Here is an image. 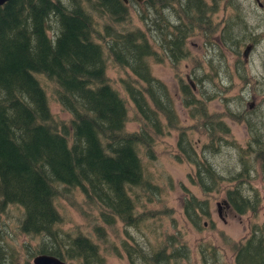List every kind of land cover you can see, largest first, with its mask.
I'll use <instances>...</instances> for the list:
<instances>
[{
	"label": "trees",
	"instance_id": "trees-1",
	"mask_svg": "<svg viewBox=\"0 0 264 264\" xmlns=\"http://www.w3.org/2000/svg\"><path fill=\"white\" fill-rule=\"evenodd\" d=\"M88 1L69 0L66 4L61 0H9L0 6V215L10 206H18L22 233L52 238L39 247L25 246V257L47 253L71 264H108L106 251L114 249L109 231L115 233L119 223L122 227L137 226L144 218L155 216L146 212L148 209H136L139 192H146L148 201L149 195L158 200L151 193L160 188L146 175L142 155L152 159L155 140L171 129H179L169 91L154 77L151 60L161 63L166 59L172 66L179 65L187 57L186 38L195 24L208 21L196 15L193 2L188 0L184 15L176 14L188 23L173 24L156 14L151 27L145 24V30L131 28L130 10L123 0ZM94 11L109 18L100 37L102 42L94 38ZM160 35L162 39L157 38ZM228 39L237 40L232 43L235 51L241 48L243 38L225 29L219 32L220 44L226 46L223 42ZM105 52L111 55L114 65L128 72L120 81L123 95L110 82ZM217 53L223 60L222 53ZM211 60L208 65L214 66ZM41 75L53 83L55 100L70 114L68 123L52 113ZM206 78L208 81L195 79L201 85L198 96L189 82L179 78V83L182 104L189 109L190 117L208 118L204 125L208 140L197 153L194 142L179 125L177 141V157L195 166L192 181L203 194L212 192L223 179L205 152L216 154L219 142L226 139L236 147L243 164V146L227 138L229 128L225 122L207 117L208 101L219 96L220 87L219 78ZM208 83L214 89L211 92L206 88ZM127 100L134 105L138 130L126 129ZM235 107L225 106V116L243 122V105ZM216 132L219 135L215 141ZM228 176L237 184L225 191L226 199L235 212L243 214L244 206L253 207L240 185L243 168ZM62 187L78 190L95 207L93 223L77 225L72 232L61 228L65 220L56 201ZM183 208L188 222L201 230L208 200L190 194L183 200ZM1 222L0 264H18ZM124 232L126 240H121V246L128 264H136L138 257L149 264H181L189 258L188 241L179 231L166 234L157 245L151 243L149 253L126 229ZM198 245L202 264H218L220 247L213 243ZM258 246V250L245 251L243 259V240L234 242L233 264H264V246ZM29 259L21 264H33Z\"/></svg>",
	"mask_w": 264,
	"mask_h": 264
},
{
	"label": "rangeland",
	"instance_id": "rangeland-1",
	"mask_svg": "<svg viewBox=\"0 0 264 264\" xmlns=\"http://www.w3.org/2000/svg\"><path fill=\"white\" fill-rule=\"evenodd\" d=\"M61 1L70 4L68 2L69 0ZM90 1L92 0H89L88 3ZM223 4L224 0H221L220 8L217 12L215 11L213 21L210 18L208 23L195 24L192 32L186 38L187 57L182 59L179 65L172 66L166 59L161 63H156L151 60L152 73L154 77L166 85L178 116L179 125L184 128L187 137L194 142L197 153H200L202 150L203 142L208 140V133L204 130L205 120L207 121L208 118H200L199 115H195L193 118L190 117L189 109L182 104L179 78L188 82L187 76H189L190 81L194 85L193 88L190 83L195 96H198L201 91L199 89L201 86L200 83L195 80L197 77L205 80H207L206 77L208 75L219 78V81H216L220 87V94H218L219 96L217 98L208 101L207 117L209 116L212 120L220 118L225 122V125L229 128V133L226 135L228 139L235 140V143L244 146L247 135L245 123L234 121L229 116H225L224 107L229 106L236 110V105H244L248 101L251 102V98L247 100V97L251 94L256 96L255 105L257 113L254 116L258 117H250L249 120L254 126L256 121H258L257 125L260 126L259 130L264 131V124H260V122H264V38L254 46L248 55L247 61L243 59V44H241V48L237 47L236 51L232 45L227 44L225 41L223 43L226 46L222 43L220 44L218 34L219 32H223L224 28H222V24L226 23L227 19H230V22L231 19H236V16L232 17L233 12L231 14L229 10L223 8ZM174 5L171 3L168 4L169 9L165 15L167 17L164 20H168L173 24H179L180 21L188 23L184 18L183 20L177 18L176 14L179 13L182 15V12L178 5ZM128 7L130 10L131 28L145 30V24L151 27V20H154L155 14H153L145 2L140 5L135 0H129ZM158 15L160 14L158 13ZM246 15V19L248 20L251 17V12L246 11ZM93 16V29H96L94 38L95 40L101 41L100 37L104 25L108 23L109 18L97 11H94ZM140 16H144L147 21L146 19L141 20ZM241 18L243 17L241 16ZM248 22L253 23L252 20H248ZM51 25L53 26V23ZM124 27H126V24ZM242 29L241 25H239L231 29L230 32H232V35H238L242 39L243 37L240 36L243 32ZM256 33H258L259 37L261 35L264 37V32L262 34L261 31H256ZM157 38L162 39L163 36L160 35ZM217 52L222 53L221 57L224 58L223 60L218 59L220 58V54ZM216 53L217 55H215ZM105 55L107 74L110 82L123 95V84L120 81L128 76V72L124 68L122 69L121 66L114 65L111 55L108 52H105ZM210 60L214 66L208 65ZM216 69L219 71L217 73H220L218 76H216ZM40 78L47 92L52 113L57 118L68 123L70 114L67 111H63L55 100V87L53 83H49L42 75ZM225 79H229L230 82H227ZM206 88H208L209 92L214 90L209 83ZM127 107L128 121L126 123V129L129 131L138 130L139 120L137 115H135L134 105L130 100H127ZM260 117H263L262 121H259L261 119ZM161 120L162 123H165L163 117ZM179 125L178 128L180 129ZM179 129H171L168 134H164L161 138L159 137L155 140L152 147L155 156L152 159L141 153L146 175L150 176L154 183H158L160 188L157 192L154 191V195L151 193L158 200H152L149 195L150 200L148 201L146 192H139V202L136 205V209L138 212L148 209L146 212H153L155 216L153 219L144 218L137 226L122 227L121 223H119L115 233L109 231L110 242L115 250L111 249L110 251L109 249L106 251L108 264H128L125 251L121 246V240H126L125 229L146 253L150 252L151 243L157 245L166 234H176L179 231L181 235L186 237L190 249L189 258L182 260L181 264H202L198 243L215 244L220 247L218 264H233L232 245L234 242L243 240L245 226H247L248 222L250 224L254 222L262 224L264 222V170L263 173L259 172L258 174L252 172L254 178L251 183L259 190V193L256 194L257 198L255 197V200L260 202L257 213L251 214V212H246L244 214H238L232 207L228 209L222 203L226 199L225 191L237 184V181L230 180L228 173L242 171L243 168L240 160L241 155L236 147L224 138L225 140L219 142L216 154L211 155L210 152H205V156L210 159L211 164L216 168L217 174L222 175L223 179L219 181L217 187L212 192L203 194L201 188L193 184L192 181L196 170L195 166L187 162L182 156L177 157L180 155L177 145ZM218 135L219 133L216 132L213 139L215 140V137ZM244 161L245 155H243ZM245 177L246 175L240 181V185L244 186L243 195L252 199V194L247 189ZM61 190L62 194L56 201L57 208L65 220L61 228L64 231L72 232L77 225L85 226L86 224L93 223L92 218L94 217L93 213L96 212L95 207L89 205L78 190L64 189L63 187ZM190 194L208 200V213L201 216V230L193 228L184 215L183 200ZM135 196L136 191L134 193ZM20 214V207L10 206L0 215V219L4 222V224L1 223L4 225L6 241L13 249L12 252L18 264H21L28 258L32 261L36 255L25 257V246L39 247L41 242L46 241L49 243L50 239H52L44 235L31 236L22 233L19 229L18 221ZM229 243L231 244L230 246ZM10 247L9 249H11ZM9 253L12 255L11 251ZM136 264L149 263H144L138 257Z\"/></svg>",
	"mask_w": 264,
	"mask_h": 264
},
{
	"label": "flooded vegetation",
	"instance_id": "flooded-vegetation-1",
	"mask_svg": "<svg viewBox=\"0 0 264 264\" xmlns=\"http://www.w3.org/2000/svg\"><path fill=\"white\" fill-rule=\"evenodd\" d=\"M135 1L140 5L145 2L153 14L156 15L159 13L160 15L164 16V18L167 17L165 16L169 9L167 0ZM170 1H172L171 4L178 5L182 15H184L183 11L185 10L183 9L186 7L185 4L188 0ZM190 1L193 2L194 9L192 8V10L195 11L197 16H200L202 21V18L206 17L208 22L210 18L213 21L215 11L217 12L221 5V0ZM128 2L129 0L124 1L125 4H128ZM223 8L229 10L231 14L233 12L232 17L236 16V19H231V22L230 19H227V22L222 24V28H224L226 31H231V29L235 28V26L238 27L239 25H241V29L243 28V59L244 61H247L248 55L253 50L254 46L264 38L262 35L259 37L258 33H256V31H261L262 34L264 32V0H224ZM246 11L251 12V17L248 18V20H252L253 23H249L246 19ZM241 16L243 18H241ZM234 41L237 40L228 39L227 43L232 45ZM246 49L247 51L245 52ZM249 98H251V102L248 101L243 105V122L245 123L247 135V137H245V145L243 146V155H245V161L243 162V176L246 175L245 180L247 181V189L249 192L254 193V195H251V197L254 198H252V201H250L253 207L248 208L244 206L243 214L246 212H251V214L257 213L259 209L258 206L260 202L255 200L257 198L256 194L259 193V190L254 184L251 183L252 179L254 178L252 172H254V174L255 172L258 174L259 172L263 173L264 170V131H261V129L259 130L260 126L257 125L258 121H256L254 126V124L249 120L250 117H258L254 116V114L257 113V108L255 105L256 96L251 94L247 97V100H249ZM260 118L261 119H259V121H262L263 117ZM260 124H264V122L262 121ZM225 200L227 201V199ZM225 207L230 209L232 206L228 202ZM258 244L264 246V222L262 224L257 222L250 224L248 222L243 231V259L245 251L246 253H249L250 251H254L256 249L258 250V248L260 249Z\"/></svg>",
	"mask_w": 264,
	"mask_h": 264
},
{
	"label": "water",
	"instance_id": "water-1",
	"mask_svg": "<svg viewBox=\"0 0 264 264\" xmlns=\"http://www.w3.org/2000/svg\"><path fill=\"white\" fill-rule=\"evenodd\" d=\"M9 0H0V6L3 5L4 3H6ZM126 1V0H124ZM247 51V49L245 50V52ZM188 82L191 83L192 87L194 88L193 83L190 81L189 76H187ZM222 203L224 205H227L228 202L224 199L222 201ZM32 263L33 264H71L68 261H65L57 256L51 255V254H47V253H39L36 254L33 259H32Z\"/></svg>",
	"mask_w": 264,
	"mask_h": 264
}]
</instances>
